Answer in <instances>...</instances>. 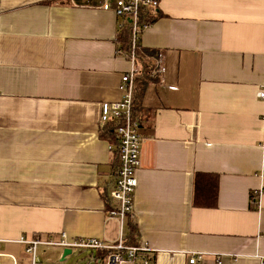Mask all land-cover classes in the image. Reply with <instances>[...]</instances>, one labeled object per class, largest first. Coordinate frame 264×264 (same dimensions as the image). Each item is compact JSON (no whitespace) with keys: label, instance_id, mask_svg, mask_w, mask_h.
Wrapping results in <instances>:
<instances>
[{"label":"crops","instance_id":"crops-1","mask_svg":"<svg viewBox=\"0 0 264 264\" xmlns=\"http://www.w3.org/2000/svg\"><path fill=\"white\" fill-rule=\"evenodd\" d=\"M102 3L0 0V264H60L70 249L28 253L35 238L152 249L124 264H264V0H160L134 50ZM133 70L142 146L121 220L101 106ZM198 173L218 176L216 207L194 203ZM71 250L62 264L110 254Z\"/></svg>","mask_w":264,"mask_h":264},{"label":"built area","instance_id":"built-area-1","mask_svg":"<svg viewBox=\"0 0 264 264\" xmlns=\"http://www.w3.org/2000/svg\"><path fill=\"white\" fill-rule=\"evenodd\" d=\"M102 4V9L112 11L119 18L125 20L120 25L122 28L127 20L130 21L133 30V50L139 45L142 15H154L160 8V0H103ZM145 27L147 25H144ZM164 71L165 69L161 68L159 72L163 73ZM136 73L137 70H133L122 77L120 89L123 92V98L120 101L105 102L101 106V123L102 125L111 124L114 126L118 141L120 168L117 172L116 189L111 194L117 206L110 212V215L121 220L131 214L134 209V193L138 187L137 171L140 166L142 136L140 132L141 123L135 119L133 114ZM258 98L264 101V87L259 91ZM20 243L25 244L27 252L32 254H35L40 246H62L92 251L108 250L110 254L103 264L134 262L138 257H141L140 255L144 256V254L152 252V249L147 245L126 247L123 243L108 245L101 240L84 238L75 239L72 242L66 239L61 242L42 241L38 238L22 239ZM202 260L201 254L193 253L189 262L190 264H198ZM32 264H40L35 256ZM144 264L149 263L146 261Z\"/></svg>","mask_w":264,"mask_h":264},{"label":"trees","instance_id":"trees-1","mask_svg":"<svg viewBox=\"0 0 264 264\" xmlns=\"http://www.w3.org/2000/svg\"><path fill=\"white\" fill-rule=\"evenodd\" d=\"M155 21L154 15H142L140 26L151 25ZM123 42L130 46L132 42V25L127 20L124 28L122 29ZM129 43V44H128ZM128 50V49H127ZM140 53L138 52V55ZM152 54H155L153 52ZM114 127H110V132L114 134ZM219 193V178L213 174L198 173L194 179V203L200 207L213 208L217 206ZM132 230L136 231V228L132 226Z\"/></svg>","mask_w":264,"mask_h":264},{"label":"water","instance_id":"water-1","mask_svg":"<svg viewBox=\"0 0 264 264\" xmlns=\"http://www.w3.org/2000/svg\"><path fill=\"white\" fill-rule=\"evenodd\" d=\"M72 254H73V252H72L71 249H67V250H65V251H64V254H63V258H62V260L60 261V264L65 263V261L67 260V258L70 257Z\"/></svg>","mask_w":264,"mask_h":264},{"label":"rangeland","instance_id":"rangeland-1","mask_svg":"<svg viewBox=\"0 0 264 264\" xmlns=\"http://www.w3.org/2000/svg\"><path fill=\"white\" fill-rule=\"evenodd\" d=\"M162 69H163V67H162ZM163 73H165V71H164ZM138 74H139V71H138L137 75H138ZM75 251H76L75 253H76L77 255L80 254L79 256H81L83 260L86 259V253H87V251H85V252L78 251V250H75Z\"/></svg>","mask_w":264,"mask_h":264}]
</instances>
